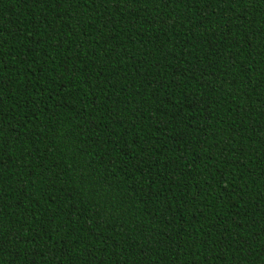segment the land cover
I'll use <instances>...</instances> for the list:
<instances>
[{
  "label": "trees",
  "instance_id": "16d2710c",
  "mask_svg": "<svg viewBox=\"0 0 264 264\" xmlns=\"http://www.w3.org/2000/svg\"><path fill=\"white\" fill-rule=\"evenodd\" d=\"M0 264H264V0H0Z\"/></svg>",
  "mask_w": 264,
  "mask_h": 264
}]
</instances>
